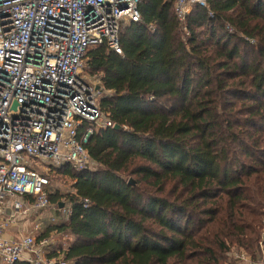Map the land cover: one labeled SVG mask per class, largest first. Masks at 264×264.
Wrapping results in <instances>:
<instances>
[{"label":"trees","instance_id":"1","mask_svg":"<svg viewBox=\"0 0 264 264\" xmlns=\"http://www.w3.org/2000/svg\"><path fill=\"white\" fill-rule=\"evenodd\" d=\"M138 11L119 29L121 53L86 50L100 110L121 129L84 143L96 169L50 170L49 199L71 211L37 241L72 237L48 252L56 264L254 260L264 228V0H206L184 22L174 0H139ZM55 176L72 181L60 197Z\"/></svg>","mask_w":264,"mask_h":264},{"label":"built area","instance_id":"2","mask_svg":"<svg viewBox=\"0 0 264 264\" xmlns=\"http://www.w3.org/2000/svg\"><path fill=\"white\" fill-rule=\"evenodd\" d=\"M138 4L139 0H0L1 264H56L47 257L49 238H37L47 225L65 221L70 206L63 204L58 216L36 223L30 233L15 238L4 233L18 218L50 206L52 168L71 164L78 171L96 169L84 143L94 130L114 123L100 110V78L83 72L84 55L103 43L121 53L119 29L139 20ZM196 5L206 6V0H174L176 19L184 22ZM256 250L257 264H264V228ZM233 257L239 264H253L244 252Z\"/></svg>","mask_w":264,"mask_h":264},{"label":"rangeland","instance_id":"3","mask_svg":"<svg viewBox=\"0 0 264 264\" xmlns=\"http://www.w3.org/2000/svg\"><path fill=\"white\" fill-rule=\"evenodd\" d=\"M83 72L85 73L86 71L83 69ZM102 95H103V93L101 94V96ZM71 185H72V181H71V179L69 177H62V176L61 177H58V176H55V178H53V184H52V191H51V193L57 191V193L59 194L58 197H60V195H64V194H66L67 192L70 191ZM64 201H65L64 198L61 197L59 199V201H57V202H59V205H62L63 206ZM49 203H50V206L43 213L37 215L39 217V219L41 221H43L44 223H46L48 221L47 220L48 217H50L52 215L58 216L59 215L58 213H60L58 211V207L59 206L57 205L56 202H52L49 199ZM53 225H55V224H53ZM48 238H49V240H50L51 243L55 244V246H58V245L66 246L68 243H70L72 241V237L70 235H68V234L60 235V234H57L55 232L50 233V235H48ZM256 252H257V250L255 251V253ZM258 256L259 255L256 254V258L254 259L255 261L252 259L253 261H251V262L253 264H257Z\"/></svg>","mask_w":264,"mask_h":264},{"label":"crops","instance_id":"4","mask_svg":"<svg viewBox=\"0 0 264 264\" xmlns=\"http://www.w3.org/2000/svg\"><path fill=\"white\" fill-rule=\"evenodd\" d=\"M44 211H41L39 214L43 213ZM39 214H31V215L29 214V216H26L24 218H18V220L13 222V224L9 227V229L5 231L4 236L7 238H15L21 232L25 233V234L30 233L33 229V226L36 223L41 221L39 219V217L37 216ZM51 245L53 246V247L51 246V249L57 247L53 243H51ZM0 264H1V262H0Z\"/></svg>","mask_w":264,"mask_h":264},{"label":"water","instance_id":"5","mask_svg":"<svg viewBox=\"0 0 264 264\" xmlns=\"http://www.w3.org/2000/svg\"><path fill=\"white\" fill-rule=\"evenodd\" d=\"M113 128L116 129V130H120V129H121V126H119V125H117V124H114ZM128 182H129L130 184H133V181H132L131 179H129ZM61 206H62V205H60V207H61Z\"/></svg>","mask_w":264,"mask_h":264}]
</instances>
